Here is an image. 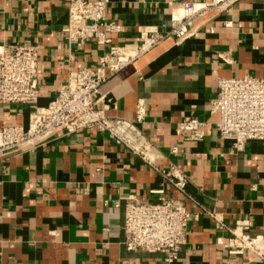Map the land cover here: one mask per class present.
Returning a JSON list of instances; mask_svg holds the SVG:
<instances>
[{
	"label": "crops",
	"instance_id": "1",
	"mask_svg": "<svg viewBox=\"0 0 264 264\" xmlns=\"http://www.w3.org/2000/svg\"><path fill=\"white\" fill-rule=\"evenodd\" d=\"M187 1L209 0H110L107 17L121 26L109 34L113 44L134 48L153 31L162 38L100 87L110 99V116L134 121L136 103L145 104L140 126L156 148L155 164L185 173L186 194L95 130L1 154L0 264H166L163 254L126 250L122 229L124 197L154 201L150 191L162 183L194 215L186 243L169 264H263L250 254L229 256L206 213L226 226L247 218L254 232L264 233V140L236 152L216 135L217 115L208 113L218 78L264 75V0H230L222 10L209 9L194 19L193 34L178 41L168 33L171 13ZM67 5L0 0V46L38 44V106L54 96L69 70L94 67L101 53L94 41L68 48L62 31ZM219 52L231 64L217 58ZM31 108L0 105V127L26 126ZM184 115L204 122L202 140L184 138L178 126Z\"/></svg>",
	"mask_w": 264,
	"mask_h": 264
},
{
	"label": "built area",
	"instance_id": "2",
	"mask_svg": "<svg viewBox=\"0 0 264 264\" xmlns=\"http://www.w3.org/2000/svg\"><path fill=\"white\" fill-rule=\"evenodd\" d=\"M109 1L67 0V24L62 31L68 48L76 43L94 41L101 53L94 67L69 70L66 81L44 106L37 105L40 94L38 44L0 46V105L33 107L28 113L26 126L0 127V155L34 149L57 135L95 130L107 134L115 143L140 157L164 181L186 194L189 178L185 173H177L173 168L162 169L155 164L156 148L140 126L145 117V104L142 101L136 103L134 121L107 114L110 99L101 93L102 83L162 38L153 31L145 33L134 48L113 44L109 34L119 32L121 26L107 17ZM228 1L182 3L171 13L168 33L178 41L192 35L196 17L205 15L209 9L222 10ZM225 26H231V22H225ZM217 58L231 64L226 52L217 53ZM208 113L217 115L216 135L231 141L236 152L242 151L252 140H264V75L218 78L217 93L209 101ZM178 124L186 140L203 139V121L184 115ZM171 152L177 153L178 149L174 147ZM150 193L157 195L156 200L136 195L124 197L123 245L128 251L163 254L164 262L169 264L186 243L188 223L194 215L182 201L165 193L163 183ZM206 214L216 221L222 234L218 244L229 256L250 254L264 264V233L254 232L247 218L237 219L232 226H226L216 214Z\"/></svg>",
	"mask_w": 264,
	"mask_h": 264
}]
</instances>
